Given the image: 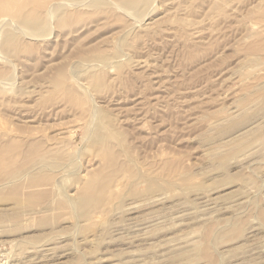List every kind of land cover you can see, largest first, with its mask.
<instances>
[{
	"label": "rangeland",
	"instance_id": "obj_1",
	"mask_svg": "<svg viewBox=\"0 0 264 264\" xmlns=\"http://www.w3.org/2000/svg\"><path fill=\"white\" fill-rule=\"evenodd\" d=\"M0 264H264V0H0Z\"/></svg>",
	"mask_w": 264,
	"mask_h": 264
}]
</instances>
